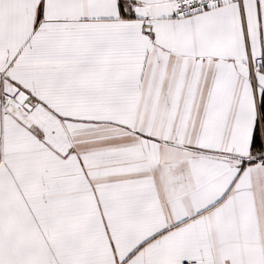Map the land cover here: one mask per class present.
I'll return each instance as SVG.
<instances>
[{"label": "snow or ice", "instance_id": "1", "mask_svg": "<svg viewBox=\"0 0 264 264\" xmlns=\"http://www.w3.org/2000/svg\"><path fill=\"white\" fill-rule=\"evenodd\" d=\"M0 264H264V0H0Z\"/></svg>", "mask_w": 264, "mask_h": 264}]
</instances>
